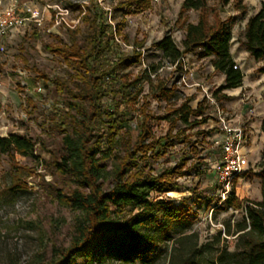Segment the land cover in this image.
<instances>
[{
    "label": "trees",
    "instance_id": "1",
    "mask_svg": "<svg viewBox=\"0 0 264 264\" xmlns=\"http://www.w3.org/2000/svg\"><path fill=\"white\" fill-rule=\"evenodd\" d=\"M88 1L89 5L75 6L82 14V38H77L72 29L68 30V43H44L36 30L29 36L71 70L66 79L38 75L42 86L50 85L57 98L45 122L52 135L61 136L60 147L48 150L40 137H0L1 155L36 158L39 146L50 156L52 167L77 186L68 195H58L78 212V217L68 247L47 264H156L163 254L161 247L169 243L176 258L171 264H222L221 259H203L197 237L185 235L192 223L184 207L159 198L179 192L181 177L205 174V157H191L187 151L173 165L156 166L174 143L194 147L189 141L190 131L207 123L208 107L201 102L192 110L188 106L192 96L180 99L173 86L166 88L163 82L153 85L147 71L142 80L147 81L148 95L166 104L163 115L153 114L146 96H140L141 79L121 82L117 76L120 68L140 62V51L125 52L122 45L128 40L122 34L123 22L112 25L107 22V12L96 6L97 0ZM149 3L150 0H124L111 9L110 19L114 20L112 14L118 11L124 16L145 11ZM209 3L222 9L230 0H182L179 14L198 12L197 22L183 27L178 44L165 35L152 46L161 52V61L171 66L192 52L199 60L208 59L213 73L223 76L222 85L211 93L218 104L227 99L222 94L224 90L241 85L242 73L230 54L236 19L208 23ZM236 11L241 18L246 16L244 9L237 7ZM245 20L239 43L249 57L264 61V2ZM155 71L152 67L149 72ZM258 73L264 74V64ZM172 100H180L179 105L168 106ZM162 122L165 129L157 133ZM261 130L264 131V121ZM194 134L204 137L210 133ZM258 167L259 201L242 202L232 190L224 200L226 207L243 209L244 213L235 227L238 237L234 264H264V154ZM105 182H109L106 188Z\"/></svg>",
    "mask_w": 264,
    "mask_h": 264
},
{
    "label": "rangeland",
    "instance_id": "2",
    "mask_svg": "<svg viewBox=\"0 0 264 264\" xmlns=\"http://www.w3.org/2000/svg\"><path fill=\"white\" fill-rule=\"evenodd\" d=\"M10 0H0V6H6ZM124 0H97L96 6L107 12V22L112 25L123 22L122 34L128 43L122 45L125 52L141 54L140 62L124 66L118 72L121 82L141 79V95L147 98L149 108L155 115H163L166 104L163 101L152 99L149 94V86L145 79V72L153 83L163 82L166 88L173 86L180 99L187 98L190 87L195 94L202 97V103L208 107L209 120L191 130L190 142L193 148L185 144H176L166 151L163 158L157 161L156 166L173 165L175 160L185 152L191 157L204 156L203 175L183 176L178 181L182 185L179 192H171L160 195L161 199H168L175 206L182 205L185 214L191 221L190 231L185 235H195L198 245L202 246L203 259L218 261L222 264H234V253L238 234L235 231L236 224L242 221L243 209L235 210L226 207L224 200L230 191H234L235 197L242 201H259L258 174L261 169L259 162L251 161L248 169L234 179L226 194L221 193L216 184L214 167L221 158V137L218 133L217 119L214 108L205 102V92L211 95L220 86L218 74L209 71L210 61L199 60L196 52L184 56V63L173 67L161 61V52L153 48L152 44L165 35L178 44L182 39L183 27L187 24H195L199 13L194 11L179 14L182 0H150L149 8L145 11H134L123 15L118 11L113 19H110L111 9ZM41 19L40 23H31L25 31L12 32L0 39V137L9 134L25 135L32 139L44 140L48 150L54 151L60 147L61 136L52 135L48 131L46 118L57 103V98L52 87H42L39 74H45L50 78H68L71 70L66 68L59 58L45 52L42 47L35 44L29 36L36 30L44 43H68L69 29L75 31L77 38L85 34L84 26L79 18L76 5H89L88 0H28ZM264 0H230L228 6L219 9L214 3L208 4L206 18L208 23L216 19L225 20L230 17L236 19L233 27V40L239 41L242 36L244 21L259 9ZM58 6L66 10L65 15H59L55 19L53 9ZM244 9L246 16L241 18L236 8ZM59 18L64 21L56 23ZM236 42L232 45L234 54L238 51ZM142 44V48L138 45ZM243 59H248L243 53ZM247 66V64H246ZM155 72H149L151 68ZM255 67L258 73L259 66ZM185 77L186 86L180 82V77ZM41 86L42 91L37 92ZM200 102V103H201ZM221 101L218 107L225 111ZM179 101L172 100L168 106L179 105ZM196 102H190L194 107ZM134 108H130L134 117ZM20 114L25 115V120L20 121ZM181 125L178 124V127ZM165 123L159 124L157 133L164 131ZM209 132L207 136H196L194 133ZM50 134H49V133ZM194 149V150H193ZM36 158H24L18 155L8 156L0 154V264H47L55 259L59 253L65 250L74 234V227L78 212L65 204L60 195H68L76 190L74 182L57 172L51 165L50 156L37 146ZM196 158V157H195ZM192 158V159H195ZM190 160V164L193 160ZM188 164V166L190 165ZM110 169V163H106ZM150 167V166H149ZM146 168V171L149 170ZM109 182L104 183V188ZM17 184L19 187L14 188ZM171 244L162 246L163 254L156 264H171L175 262Z\"/></svg>",
    "mask_w": 264,
    "mask_h": 264
},
{
    "label": "crops",
    "instance_id": "3",
    "mask_svg": "<svg viewBox=\"0 0 264 264\" xmlns=\"http://www.w3.org/2000/svg\"><path fill=\"white\" fill-rule=\"evenodd\" d=\"M245 22L246 20L244 21V25ZM234 42H236L235 45L237 46L238 51L247 56L248 59H243L239 52L236 54L233 53L231 49ZM230 54L234 63L242 73V81L239 87L224 90L222 92L227 98L222 102V106L225 109V111L222 110V112L226 115L230 124L239 125L245 123L246 125V141L241 148V168L242 172H245L251 161L255 160V162H260V157L264 154V131L261 130V124L262 121H264V74H256L254 72V66L260 65L261 67L262 64H264V61H255L249 57L239 41L233 40V36L230 44ZM209 71H214L211 64ZM218 76L220 85H222L223 76L220 74H218ZM0 91H2L1 88ZM187 92V94H189L187 95L188 97L195 94L193 87H190ZM192 97L194 98L192 102L195 101L196 105L192 107L189 103L188 106L194 110L197 104L202 101V97Z\"/></svg>",
    "mask_w": 264,
    "mask_h": 264
},
{
    "label": "built area",
    "instance_id": "4",
    "mask_svg": "<svg viewBox=\"0 0 264 264\" xmlns=\"http://www.w3.org/2000/svg\"><path fill=\"white\" fill-rule=\"evenodd\" d=\"M27 1L28 0H10L6 6H0V39L12 32L25 31V28L31 23H40L41 19L38 18L33 7L29 5ZM53 9L58 10V12H55V19H58L59 15L63 16L66 14V10H61L58 6H54ZM61 20L70 28L69 24H67L63 18H59L56 24L59 25ZM178 62H180V65L184 63V57L179 59L172 66L176 67ZM180 82L186 86L184 76L180 77ZM42 87L39 86L37 88L38 93L42 91ZM204 98L206 104L214 108V114L217 119L218 133L221 137V158L219 163L214 167V173L216 184L220 188L221 193L226 194L229 191L231 182L236 179L242 171L241 148L246 141V125L245 123L239 125L230 124L226 115L218 107V104L212 96L205 92ZM2 105L0 96V107H2ZM25 119V115L20 114L19 120L23 121ZM3 130L5 131L6 127L0 128L1 133H3ZM3 135H6V133H3Z\"/></svg>",
    "mask_w": 264,
    "mask_h": 264
}]
</instances>
